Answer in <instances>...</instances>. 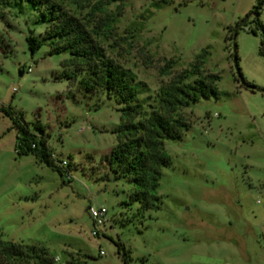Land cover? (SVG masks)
Masks as SVG:
<instances>
[{
  "label": "rangeland",
  "instance_id": "rangeland-1",
  "mask_svg": "<svg viewBox=\"0 0 264 264\" xmlns=\"http://www.w3.org/2000/svg\"><path fill=\"white\" fill-rule=\"evenodd\" d=\"M53 1L100 33L105 55L134 76L145 114L199 53V75L219 76L217 94L177 112L189 127L164 141L171 165L159 179L160 207L126 205L133 185L114 178L105 159L117 143L120 105L98 89L83 91L79 77L69 81V54L50 55L45 41L30 52L25 36L41 40L46 25L27 3L1 5L0 108L32 129L39 120L71 179L17 157L16 129L0 110V239L43 245L57 264H124L125 250L129 264H264V92L242 84L228 37L236 30L242 76L264 88L262 31L245 17L257 0H124L115 21L107 17L117 2ZM91 204L107 208L97 236Z\"/></svg>",
  "mask_w": 264,
  "mask_h": 264
},
{
  "label": "trees",
  "instance_id": "trees-1",
  "mask_svg": "<svg viewBox=\"0 0 264 264\" xmlns=\"http://www.w3.org/2000/svg\"><path fill=\"white\" fill-rule=\"evenodd\" d=\"M23 2L37 13V20L46 25L41 40L30 33L25 36L30 52H36L42 41H45L50 48V55L69 54L66 65L74 69L62 74L69 81L78 80L79 77L78 84L86 93L98 89L108 97H113L120 105V123L114 130L117 143L105 157L109 170L114 178L126 179L133 185L126 205L138 203L141 211L158 209L161 204L157 194L159 179L162 169L171 165L164 141L180 138L189 127L177 112L201 98L216 96L219 76L212 73L199 75L203 63V56L199 53L192 68L177 74L161 90L158 106L145 114L144 104L138 100L139 93L134 76L105 55L104 49L96 39L100 33L88 28L79 18L53 0H0V7L9 4L20 6ZM116 2L118 11L107 17L108 21H115L121 15L124 0H108V4ZM262 2L257 0L245 17L253 16V21L262 31L261 52L264 55V28L259 20ZM229 30L228 37L233 40V57L242 84L253 91L264 92V88L251 84L242 76L236 63V30ZM250 32L256 34L255 29H250ZM194 75L198 77L188 81ZM0 110L11 119V128L16 129V156L31 155L38 163L58 172L63 182L69 181V163L64 166L63 160L53 154L47 142L45 126L36 120L32 126L39 131L37 133L28 123L13 115L9 107H1ZM120 246L123 247L121 244ZM83 256L89 257L88 254ZM55 257L56 254L49 248L37 243H16L0 239V264H57ZM123 262L129 264L127 250L124 252ZM66 264L79 263L69 260Z\"/></svg>",
  "mask_w": 264,
  "mask_h": 264
},
{
  "label": "built area",
  "instance_id": "built-area-1",
  "mask_svg": "<svg viewBox=\"0 0 264 264\" xmlns=\"http://www.w3.org/2000/svg\"><path fill=\"white\" fill-rule=\"evenodd\" d=\"M27 71H30V68H28ZM62 164L64 166L67 165V161L63 160ZM88 214L93 222L92 235L97 236L106 225L107 208L105 206H96L91 204L88 206Z\"/></svg>",
  "mask_w": 264,
  "mask_h": 264
},
{
  "label": "water",
  "instance_id": "water-1",
  "mask_svg": "<svg viewBox=\"0 0 264 264\" xmlns=\"http://www.w3.org/2000/svg\"><path fill=\"white\" fill-rule=\"evenodd\" d=\"M23 74V68L19 69V75L21 76Z\"/></svg>",
  "mask_w": 264,
  "mask_h": 264
}]
</instances>
